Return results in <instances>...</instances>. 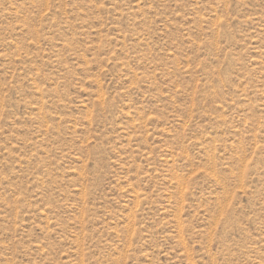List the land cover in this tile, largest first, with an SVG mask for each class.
<instances>
[{"label": "rangeland", "instance_id": "rangeland-1", "mask_svg": "<svg viewBox=\"0 0 264 264\" xmlns=\"http://www.w3.org/2000/svg\"><path fill=\"white\" fill-rule=\"evenodd\" d=\"M0 264H264V0H0Z\"/></svg>", "mask_w": 264, "mask_h": 264}]
</instances>
